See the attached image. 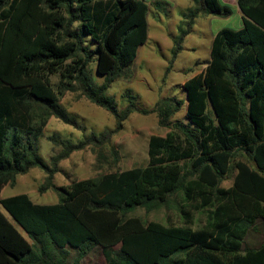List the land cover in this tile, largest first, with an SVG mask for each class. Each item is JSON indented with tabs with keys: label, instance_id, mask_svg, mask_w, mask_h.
<instances>
[{
	"label": "trees",
	"instance_id": "obj_1",
	"mask_svg": "<svg viewBox=\"0 0 264 264\" xmlns=\"http://www.w3.org/2000/svg\"><path fill=\"white\" fill-rule=\"evenodd\" d=\"M189 1L170 62L197 16L232 12L220 0ZM235 1L241 26L212 35L203 68L177 86L180 97L118 107L107 89L130 74L147 40L143 0H0V186L38 167L46 173L44 187L58 195L51 204L25 193L0 197V264H81L93 246L106 264H264V241L243 246L256 220L264 223V0ZM151 4L164 10L162 1ZM93 58L101 82L90 72ZM56 73L53 86L48 75ZM64 91L106 110L114 126L77 143L48 136L62 147L45 161L38 139L46 119L78 126L58 101ZM181 107L182 118L173 117ZM133 111L154 113L169 129L149 135L145 165L52 183L60 158L86 144L99 156ZM109 154L115 162L113 147ZM229 175L230 185L221 186ZM176 195L180 224L127 215L136 207L158 209ZM195 213L204 215L200 225ZM69 249L76 254L67 263Z\"/></svg>",
	"mask_w": 264,
	"mask_h": 264
},
{
	"label": "rangeland",
	"instance_id": "obj_2",
	"mask_svg": "<svg viewBox=\"0 0 264 264\" xmlns=\"http://www.w3.org/2000/svg\"><path fill=\"white\" fill-rule=\"evenodd\" d=\"M189 0H175L169 2V8L154 10L152 4L147 12L148 37L136 51L132 62L130 74L120 77L112 82L107 93L112 96L118 107L125 106L128 102L142 107H151L160 97L169 94L181 96L177 88L187 77L203 68L208 57L211 35L222 27H240V18L233 11L224 17L212 15H199L192 24L190 30L181 39L182 49L170 62L172 38L178 34L177 26L186 27L181 20L180 11L190 5ZM235 7V6H232ZM85 43L90 45L89 38ZM94 58L89 62V69L96 82H101L102 75L95 72ZM59 75H48L49 82L55 86ZM125 89H130V96H125ZM58 101L72 114L78 126L64 123L56 117L49 116L43 127V134L38 139V152L45 161L61 150V144L55 143L48 136L55 134L58 141L68 140L77 143L83 140L89 133L98 134L104 129H112L113 117L103 108L87 100L78 92L64 91L58 95ZM183 107L174 114L175 118H182ZM169 129L157 124L154 113L142 114L131 112L122 122V128L112 132L109 140L104 141L99 156L98 149L92 144H86L79 149L60 158L57 162V171L53 174L54 185H64L72 180L86 177H95L107 170H122L131 167L143 166L147 161V139L150 134H165ZM117 152V160L113 162L110 157V149ZM46 173L38 167H31L24 173L17 174L12 185L0 186V197L16 193H25L29 199L38 204L55 203L58 199L57 191L50 185L44 187ZM232 175L225 177L220 185H230ZM180 201L179 195L158 209L146 211L142 207H136L128 212L129 216H136L142 222L156 220L164 224H180L183 221L178 211L176 202ZM204 215L195 213L194 224L200 225ZM264 241V223L256 220L253 227L248 229L244 236L243 246L257 247ZM76 252L71 249L67 262H70ZM81 264H106L99 246H93Z\"/></svg>",
	"mask_w": 264,
	"mask_h": 264
},
{
	"label": "crops",
	"instance_id": "obj_3",
	"mask_svg": "<svg viewBox=\"0 0 264 264\" xmlns=\"http://www.w3.org/2000/svg\"><path fill=\"white\" fill-rule=\"evenodd\" d=\"M148 6L153 2V1H156V0H143ZM158 1H162L164 4H165V6L167 7V9L169 8V2L170 1H175V0H158ZM221 1V3H223V4H227V5H229V6H235V7H232L233 8V11L234 12H236V14H237V16L240 18V23H241V17H240V12H239V10L237 9V7H236V1L235 0H220ZM187 7V6H186ZM185 7V8H186ZM184 8H182V10H183ZM181 10V11H182ZM147 24H148V22H147ZM241 26V25H240ZM213 35V34H212ZM212 35H211V38H212ZM147 37H148V33H147ZM210 38V39H211ZM211 41V40H210ZM70 250L71 249H69V256H70ZM68 256V257H69ZM67 260H68V258H67ZM67 260H66V262H67ZM67 263H69V262H67Z\"/></svg>",
	"mask_w": 264,
	"mask_h": 264
}]
</instances>
